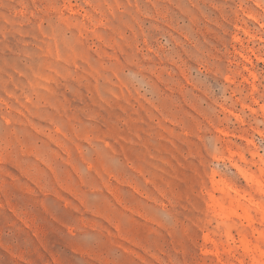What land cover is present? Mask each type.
Returning <instances> with one entry per match:
<instances>
[{"label": "rangeland", "instance_id": "rangeland-1", "mask_svg": "<svg viewBox=\"0 0 264 264\" xmlns=\"http://www.w3.org/2000/svg\"><path fill=\"white\" fill-rule=\"evenodd\" d=\"M0 264H264V0H0Z\"/></svg>", "mask_w": 264, "mask_h": 264}, {"label": "bare ground", "instance_id": "bare-ground-1", "mask_svg": "<svg viewBox=\"0 0 264 264\" xmlns=\"http://www.w3.org/2000/svg\"><path fill=\"white\" fill-rule=\"evenodd\" d=\"M243 176H244V178L248 181V182H252L253 183V181L247 176V175H245V174H243ZM220 182V181H219ZM220 184V183H219ZM223 185V184H222ZM225 186H227V185H225ZM224 187V186H223ZM226 188V187H225ZM227 188H229L228 186H227ZM230 189V188H229ZM230 191H233L232 189L230 190ZM237 193V192H236ZM235 192H234V194H236ZM238 194V193H237ZM237 194H236V196H237ZM240 196L238 195V198H239ZM246 202H248V204H250V205H252V206H254V204L251 202V201H249L248 199L246 200L245 198H243ZM255 207V206H254ZM256 208H257V206H256Z\"/></svg>", "mask_w": 264, "mask_h": 264}]
</instances>
